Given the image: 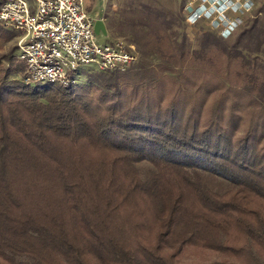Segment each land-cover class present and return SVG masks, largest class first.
I'll return each mask as SVG.
<instances>
[{
  "label": "trees",
  "instance_id": "obj_1",
  "mask_svg": "<svg viewBox=\"0 0 264 264\" xmlns=\"http://www.w3.org/2000/svg\"><path fill=\"white\" fill-rule=\"evenodd\" d=\"M209 60L94 92L0 65V264H264V66Z\"/></svg>",
  "mask_w": 264,
  "mask_h": 264
},
{
  "label": "rangeland",
  "instance_id": "obj_2",
  "mask_svg": "<svg viewBox=\"0 0 264 264\" xmlns=\"http://www.w3.org/2000/svg\"><path fill=\"white\" fill-rule=\"evenodd\" d=\"M214 1L85 0V7L90 16L103 23L105 34L96 35L99 42L121 39L134 45L138 61L129 72L142 66L177 75L189 70L193 57L202 56L211 58L209 64L214 67L211 70L222 68L227 55L238 56L246 67L252 69L264 66V0H249L246 6L236 10L229 6L228 0H222L226 5H221L218 12H207ZM225 7L227 9L221 14ZM218 17L239 18V21L229 35L223 36L221 28L213 24ZM0 32V65L12 70L11 79L21 80L23 71L14 72L16 67L24 70L23 63L16 57L20 33L1 27ZM208 68L205 62L203 69ZM117 74L120 73L98 72L84 67L79 70L75 84L94 92L104 80ZM135 166L142 178L152 169L146 161ZM210 183L216 190L228 188V183L221 178H214ZM224 260L227 261L218 253L196 248L186 249L178 259L180 264H220Z\"/></svg>",
  "mask_w": 264,
  "mask_h": 264
},
{
  "label": "built area",
  "instance_id": "obj_3",
  "mask_svg": "<svg viewBox=\"0 0 264 264\" xmlns=\"http://www.w3.org/2000/svg\"><path fill=\"white\" fill-rule=\"evenodd\" d=\"M227 2L236 10L249 0ZM221 5L226 2L215 0L207 12H218ZM238 21L219 18L213 24L227 36ZM94 22L85 0H0V27L20 33L16 57L24 65L21 81L29 85L68 87L84 67L118 73L132 68L138 61L134 45L121 39L99 42Z\"/></svg>",
  "mask_w": 264,
  "mask_h": 264
},
{
  "label": "water",
  "instance_id": "obj_4",
  "mask_svg": "<svg viewBox=\"0 0 264 264\" xmlns=\"http://www.w3.org/2000/svg\"><path fill=\"white\" fill-rule=\"evenodd\" d=\"M100 30L102 34H105L102 21L97 19L94 22V31L95 33L99 34Z\"/></svg>",
  "mask_w": 264,
  "mask_h": 264
},
{
  "label": "crops",
  "instance_id": "obj_5",
  "mask_svg": "<svg viewBox=\"0 0 264 264\" xmlns=\"http://www.w3.org/2000/svg\"><path fill=\"white\" fill-rule=\"evenodd\" d=\"M99 33H102V32H101V30H100V32H99ZM96 34H97V33H96Z\"/></svg>",
  "mask_w": 264,
  "mask_h": 264
}]
</instances>
